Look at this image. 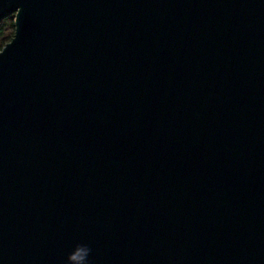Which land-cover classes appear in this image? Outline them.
<instances>
[{"label":"water","instance_id":"1","mask_svg":"<svg viewBox=\"0 0 264 264\" xmlns=\"http://www.w3.org/2000/svg\"><path fill=\"white\" fill-rule=\"evenodd\" d=\"M0 264H264V0H0Z\"/></svg>","mask_w":264,"mask_h":264},{"label":"trees","instance_id":"2","mask_svg":"<svg viewBox=\"0 0 264 264\" xmlns=\"http://www.w3.org/2000/svg\"><path fill=\"white\" fill-rule=\"evenodd\" d=\"M7 30H10L9 34H7ZM14 30H15V23H14L13 16H9L0 22V52L3 50V48L7 44L6 42L8 41V39L10 37L12 39V37L14 36V33H15Z\"/></svg>","mask_w":264,"mask_h":264},{"label":"clouds","instance_id":"3","mask_svg":"<svg viewBox=\"0 0 264 264\" xmlns=\"http://www.w3.org/2000/svg\"><path fill=\"white\" fill-rule=\"evenodd\" d=\"M77 247L80 249V251L78 252L77 256L73 257L75 264H91V248L89 244L82 242L78 244Z\"/></svg>","mask_w":264,"mask_h":264},{"label":"rangeland","instance_id":"4","mask_svg":"<svg viewBox=\"0 0 264 264\" xmlns=\"http://www.w3.org/2000/svg\"><path fill=\"white\" fill-rule=\"evenodd\" d=\"M10 16H13V17H14L15 30H16V16H15V14H12V15H10ZM8 17H9V16H8ZM3 20H4V19H3ZM3 20H2V21H3ZM9 24H10V23H9ZM10 30H11V29H10ZM10 30H7V34L10 33ZM15 30H14V31H15ZM14 35H15V33H14ZM13 37H14V36H13ZM13 37H12V39H13ZM10 39H11V37L8 39V41H7L6 43H9V42L12 40V39H11V40H10ZM9 40H10V41H9ZM5 46H6V45H5Z\"/></svg>","mask_w":264,"mask_h":264}]
</instances>
